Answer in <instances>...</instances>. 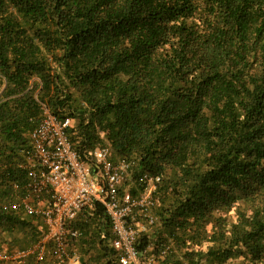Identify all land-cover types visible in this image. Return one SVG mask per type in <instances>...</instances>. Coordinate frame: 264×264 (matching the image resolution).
<instances>
[{
    "label": "trees",
    "instance_id": "16d2710c",
    "mask_svg": "<svg viewBox=\"0 0 264 264\" xmlns=\"http://www.w3.org/2000/svg\"><path fill=\"white\" fill-rule=\"evenodd\" d=\"M43 106L74 121L81 154L110 147L134 179L163 178L139 251L264 264V0H0V233L28 246L42 222L4 207ZM87 215L80 264H119L103 209Z\"/></svg>",
    "mask_w": 264,
    "mask_h": 264
},
{
    "label": "built area",
    "instance_id": "2783aa9c",
    "mask_svg": "<svg viewBox=\"0 0 264 264\" xmlns=\"http://www.w3.org/2000/svg\"><path fill=\"white\" fill-rule=\"evenodd\" d=\"M31 131L27 157V180L14 185L20 194L6 211L42 222V238L21 250L0 253V262H20L33 256L40 262L48 252L57 264H80L78 244L84 233L80 225L103 209L111 227V248L119 264H160L173 251V242L155 253L151 244L137 249L139 240L158 226L157 210L163 178L145 174L134 179L132 164L113 160L110 147L81 154L74 147L70 130L74 121L60 119L47 107Z\"/></svg>",
    "mask_w": 264,
    "mask_h": 264
},
{
    "label": "rangeland",
    "instance_id": "374dc122",
    "mask_svg": "<svg viewBox=\"0 0 264 264\" xmlns=\"http://www.w3.org/2000/svg\"><path fill=\"white\" fill-rule=\"evenodd\" d=\"M23 238L24 236L22 234H17L14 239V237L9 236L6 233H0V253L21 250V247H27L29 244L28 242L23 241Z\"/></svg>",
    "mask_w": 264,
    "mask_h": 264
}]
</instances>
